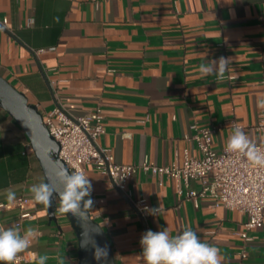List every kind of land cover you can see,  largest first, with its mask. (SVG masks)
Returning a JSON list of instances; mask_svg holds the SVG:
<instances>
[{
  "label": "crops",
  "instance_id": "obj_1",
  "mask_svg": "<svg viewBox=\"0 0 264 264\" xmlns=\"http://www.w3.org/2000/svg\"><path fill=\"white\" fill-rule=\"evenodd\" d=\"M7 18V23L3 19ZM231 57L223 80L201 78L198 65ZM0 74L24 91L42 113L63 105L74 116L101 107L102 147L121 164L145 159L159 165L182 161L185 150L200 157L190 138L214 128L221 151L237 126L253 141L264 108V0H0ZM30 140L0 107V204L5 190L31 199L33 217L19 207L0 209V227L35 229L24 251L47 255V264H78V240L69 220L35 202L33 184L46 183ZM92 184L91 215L103 226L118 264H145L139 243L147 230L172 236L190 226L216 246L222 264H264V221L246 230L247 216L182 198L174 178L139 170L129 194L93 164L84 165ZM193 187L199 182L193 180ZM146 199L156 215H142L134 202ZM247 232L249 239L242 234Z\"/></svg>",
  "mask_w": 264,
  "mask_h": 264
},
{
  "label": "built area",
  "instance_id": "obj_2",
  "mask_svg": "<svg viewBox=\"0 0 264 264\" xmlns=\"http://www.w3.org/2000/svg\"><path fill=\"white\" fill-rule=\"evenodd\" d=\"M7 21V18L3 19V23ZM43 115L50 133L61 144L60 157L71 172L80 169L87 176L84 165L93 164L127 195L128 183L139 170L159 178L171 177L177 182L180 197L192 199L195 203L201 197H209L216 205L238 210L247 216L246 230L263 225L264 168L250 165L238 153L226 152L225 147L217 151L213 147L214 128L195 126V132L187 136L196 142L200 157L192 156L185 150L182 161H174L169 165H159L149 159L139 164H121L114 160L111 149L98 143L99 137L105 132L101 107L94 108L88 114L74 116L63 105H57ZM254 128L262 132L261 140L254 142L264 151V116ZM193 180L199 182L198 187L191 185ZM30 201L28 197L20 196L11 204L1 203L0 209L19 207L20 219L17 224L20 225L24 219L33 217ZM134 204L142 215L151 214L146 199L135 201ZM242 235L249 239L247 232ZM28 263L24 252L18 254L16 264Z\"/></svg>",
  "mask_w": 264,
  "mask_h": 264
},
{
  "label": "clouds",
  "instance_id": "obj_3",
  "mask_svg": "<svg viewBox=\"0 0 264 264\" xmlns=\"http://www.w3.org/2000/svg\"><path fill=\"white\" fill-rule=\"evenodd\" d=\"M231 62V57L223 56L208 60L198 65V73L201 78L215 76L217 81H220L225 73L230 71ZM257 105L264 108V98H259ZM225 151L238 153L250 165L264 168V151L239 126L229 135ZM58 179L61 184L58 191L48 183L33 184L29 189L32 199L49 209L55 192L59 205L52 214L71 213L81 219L84 209L93 205L90 198L93 189L89 177L80 169L72 172L61 169ZM5 195L9 204L16 199V194L11 189H6ZM156 210H152L151 214L156 215ZM34 235L35 229L32 228L22 235L19 228L0 227V264H16L18 254L30 247ZM139 243L145 264H222L223 261L220 249L202 242L190 226L175 236H172L167 228L155 232L149 229L142 234ZM94 256L97 261L106 259L107 249L97 248ZM33 260L35 264H47L49 257L33 253ZM56 260L58 264H66L65 257L57 256Z\"/></svg>",
  "mask_w": 264,
  "mask_h": 264
},
{
  "label": "water",
  "instance_id": "obj_4",
  "mask_svg": "<svg viewBox=\"0 0 264 264\" xmlns=\"http://www.w3.org/2000/svg\"><path fill=\"white\" fill-rule=\"evenodd\" d=\"M0 107L5 109L26 132L36 158L42 168L46 183L57 191L61 188L58 173L61 169L71 172L66 162L60 157L61 144L50 133L44 121V115L27 94L18 89L0 74ZM59 200L54 192L51 207L48 209L50 220H57L53 215ZM78 240V264H118L113 246L103 226L91 215L89 208L84 209L80 218L71 213L65 214ZM97 248L107 249V258L95 259Z\"/></svg>",
  "mask_w": 264,
  "mask_h": 264
},
{
  "label": "rangeland",
  "instance_id": "obj_5",
  "mask_svg": "<svg viewBox=\"0 0 264 264\" xmlns=\"http://www.w3.org/2000/svg\"><path fill=\"white\" fill-rule=\"evenodd\" d=\"M64 216L66 217V219L68 220L67 216L64 214Z\"/></svg>",
  "mask_w": 264,
  "mask_h": 264
}]
</instances>
